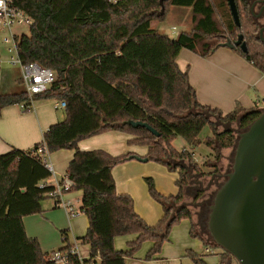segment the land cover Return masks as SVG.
I'll return each mask as SVG.
<instances>
[{"label":"trees","instance_id":"1","mask_svg":"<svg viewBox=\"0 0 264 264\" xmlns=\"http://www.w3.org/2000/svg\"><path fill=\"white\" fill-rule=\"evenodd\" d=\"M67 3L14 0L34 22L28 35L17 38L19 57L24 64L38 63L56 74L51 88L34 99L63 101L67 107L65 119L45 131L42 142L32 150L13 148L0 155V264H54L40 242L28 236L24 225L25 217L44 212L43 203L53 198L50 193L55 190L48 183L52 174L38 155L42 146L49 153L63 149L74 152L66 175L74 183L68 192L83 193L81 212L89 227L78 242L90 246V258L85 262L126 264L146 242L153 246L145 259L155 260L170 241L172 227L181 221H192L191 234L200 237L195 232L193 212L181 204L189 172L168 160H187L195 170L208 164L199 166L191 152L178 151L173 142L180 137L191 148L206 144L217 163L223 158V149L234 147L236 136L231 130L218 132L213 118L222 124L238 122L244 130L261 114L258 108L241 107L224 114L202 105L188 71L179 68L177 58L183 49L209 57L220 47L234 44L244 32L248 52L233 49L264 73V43L256 36L258 25L243 1L245 15L236 3L240 26L232 17L228 0H168L164 12L160 0H84L74 17L62 24L56 16ZM173 6L192 10V29L176 39L152 28V22L165 20ZM219 7L226 11L220 24L216 19ZM28 101L24 87L13 93L0 89V116L5 108ZM132 122L148 124L159 136L145 127L134 128ZM206 126L213 135L203 141L200 135ZM110 131L128 133L134 137L130 144L147 147L148 154L142 160L166 164L179 172L177 195L160 194L154 181L146 179L151 197L164 210L155 226L136 213L132 197L116 191L114 168L140 157H116L103 150L81 151L78 147L81 141ZM203 194L200 192V197ZM61 235L64 246L58 251L70 253L74 244L69 233L62 231ZM130 235L137 238L126 250H116L115 238ZM205 244L219 248L215 243ZM188 257L194 264H207L193 251ZM68 264H79L78 257L70 253ZM221 264H225L224 258Z\"/></svg>","mask_w":264,"mask_h":264},{"label":"crops","instance_id":"2","mask_svg":"<svg viewBox=\"0 0 264 264\" xmlns=\"http://www.w3.org/2000/svg\"><path fill=\"white\" fill-rule=\"evenodd\" d=\"M83 1L77 0L75 7L71 10L67 7L62 9L56 16L57 20L62 24L68 23L77 13ZM153 24L154 22H152V28H154ZM177 63L183 72L188 71L190 83L195 88L198 101L202 105L220 109L224 114L234 111L237 107L248 110L255 109V105L258 103V109L264 110V73L251 62L246 61L237 51L219 48L211 56L202 57L193 51L183 49L177 58ZM14 68H17V75L9 77L4 74L1 77L0 89L2 90V86L8 88L5 93L18 92L17 86L22 83L21 70L18 67ZM50 100L38 98L35 100V108L28 111L22 110L20 105L9 106L2 111L0 116V155L13 148L23 151L32 150L42 142L45 131L65 119V110H61L62 114H60L59 110L54 108V104L51 107ZM133 139L134 137L128 133L110 131L83 140L78 144V147L81 151L103 150L116 157L128 154L140 157L114 168L113 177L116 182V191L120 195L132 197L136 213L147 224L155 226L162 219L164 210L151 197L146 179L151 178L154 181L160 194L164 196L177 195L179 172H171L162 163L142 160L148 154V148L130 144ZM192 154L194 155L193 152ZM73 156L74 152L67 149L50 153L49 161L55 175L49 179V184L55 185L57 181H61L66 176ZM193 157L195 158V156ZM163 177L169 180L168 187L160 184ZM189 188L188 186L185 189V194ZM82 196V191H73L67 192L63 197L64 200L72 203L77 213L73 217L66 210L57 207L54 198H49L43 203V213L24 218L28 236L36 238L45 253L55 249L62 240L61 232L67 231L70 232L72 241L78 243V252L81 257L86 260L90 258V246L78 242V239L86 234L89 227L87 216L81 212ZM193 223H195L194 219ZM192 225L191 221V236ZM136 238V235L116 237L114 241L116 250H126L128 243ZM170 242L171 237L170 241L164 244L159 258L152 261H147L145 257L153 243L146 242L135 256L126 259V264H194L192 261H187L188 258L182 254L184 251L180 250V252L179 248L177 252L169 249Z\"/></svg>","mask_w":264,"mask_h":264},{"label":"water","instance_id":"3","mask_svg":"<svg viewBox=\"0 0 264 264\" xmlns=\"http://www.w3.org/2000/svg\"><path fill=\"white\" fill-rule=\"evenodd\" d=\"M165 1L168 0H160L162 12ZM228 4L236 25L240 26L236 0H228ZM258 38L264 43V28ZM243 40L240 35L234 44L227 46L240 47L247 53ZM131 125L145 127L159 136L148 124ZM236 133L231 170L221 175L225 180L214 193L207 231L215 245L239 264H264V110L246 129Z\"/></svg>","mask_w":264,"mask_h":264},{"label":"rangeland","instance_id":"4","mask_svg":"<svg viewBox=\"0 0 264 264\" xmlns=\"http://www.w3.org/2000/svg\"><path fill=\"white\" fill-rule=\"evenodd\" d=\"M77 0H70V3H68L64 9L67 7L69 10L73 9L76 5ZM236 3L240 9L241 14L245 15L243 12V7H242V1L241 0H236ZM63 9V10H64ZM191 9L188 7H181V6H173L170 8L166 19L163 20L162 22L159 21H154L153 27L157 29V31L161 34H166L170 38L176 39L179 34L183 31H189L192 29V22H191ZM225 14L226 11L222 8L219 7V10H217L216 13V19L218 23L220 24L224 19H225ZM256 24L258 25V33L257 37H259V31L264 24V19L263 20H255ZM264 26V25H263ZM15 32L18 35H28L30 32L29 27H15ZM239 34V33H238ZM237 34V35H238ZM241 34V33H240ZM244 35V32L242 33ZM228 36L229 34H225ZM237 40V39H236ZM221 49H232L230 46H222L220 47ZM9 48L7 45L3 43L2 36H0V81L2 75H9V77H13V75H17V68H14L10 63L9 59L11 57L9 53ZM248 61V60H246ZM1 88V85H0ZM17 89L23 90V87L21 84L17 86ZM5 90H8L6 86H2V91L6 92ZM51 102V107H53V104L55 103V100H50ZM54 109V108H53ZM55 110V109H54ZM60 114H62L61 110H59ZM213 121L216 122L217 124V131L222 132L225 130H231L234 132L235 136L237 137L236 132H241L242 129L239 127L238 122H233V123H226L222 124L218 119L213 118ZM213 133L212 130L209 126H206L201 135L200 138L201 140H206L208 137H212ZM173 146L175 149L178 151H183L184 149H187L189 152H193L195 159L194 161L199 165L203 166L205 163L208 164L207 166L202 167V170H195L194 167L191 165V163L187 160L183 161H173L171 159L168 160V162H172L173 164H177L178 166H183L186 167L189 175H190V182H189V189L186 192L184 196V200L181 203L182 206L187 207L193 212L194 215V226H195V232L206 242L208 243H214L212 239L209 237L207 229H203L200 217L203 215V211L199 209V205H201V199H200V192L206 191V198L209 196H214L215 191L217 190L218 185L224 182V178H221V175H224L228 173L231 170V161L230 159L232 158V151L233 148L231 149H223L222 150V155L223 158L221 159L220 162L215 161V156L211 154V149L206 145V144H201L200 146L196 148H191L183 138L178 137L174 142ZM208 161V162H207ZM172 164V165H173ZM167 169H170L171 172H178L177 170H172L170 167L166 164H164ZM217 169V172H215V168ZM214 178V179H213ZM214 180L213 185L207 190L208 186L210 185L211 181ZM147 183V182H146ZM160 184H162L164 187L169 186V180L167 178H162V181H160ZM51 201V200H50ZM80 206V204H78ZM200 215V217H199ZM82 216V215H81ZM89 222V221H88ZM190 228H191V221L190 220H183L180 223L174 225L171 229V242L168 244L170 245L171 250L177 252L178 248L179 251L182 250L184 251L183 256L185 258H188L187 261H192L193 260L188 257V252L193 251L196 253L198 256L202 257L208 264H221L222 258L225 259V264H239L231 255H226L224 256L220 254V251L222 249L215 248V253H212L210 255L202 256L203 251L202 247H206L207 245L204 243V241L200 237H193L190 235ZM69 239L70 243L74 244L72 241V236H70L69 232ZM187 244V245H186ZM64 246L62 240L60 244L55 247V249L50 250L49 253L58 251ZM164 248V246H163ZM187 248V249H185ZM163 251V249H162ZM219 251V252H218ZM223 251V250H222ZM181 252V251H180ZM162 253V252H161ZM181 254V253H180ZM223 255V256H222ZM194 263V262H193Z\"/></svg>","mask_w":264,"mask_h":264},{"label":"built area","instance_id":"5","mask_svg":"<svg viewBox=\"0 0 264 264\" xmlns=\"http://www.w3.org/2000/svg\"><path fill=\"white\" fill-rule=\"evenodd\" d=\"M116 2L117 0H111ZM33 19L26 14L21 8L14 5V0H0V36H2L3 43L9 48V53L11 55L9 63L13 67H18L21 70V81L22 85L29 97L27 104H21L22 110L34 109L35 108V96L47 92L56 80V74L53 70L45 68L38 63L24 64L18 54L17 38L18 35L15 32V27H29L33 26ZM1 64V61H0ZM259 103L255 105L258 108ZM67 107L66 102L56 101L54 103V108L56 110H65ZM38 155H40L41 160L46 165L48 170L52 175H55L52 165L49 161V155L46 146H42ZM44 184H42L43 186ZM55 190L50 193L51 197L56 200L57 207L66 210L71 217L75 216L77 213L70 201L64 200V195L74 187V183L71 179L67 177L62 178L61 181H57L55 185ZM203 255H210L215 253V248L206 246L202 249ZM219 252V251H218ZM71 254L76 255L79 259V264H94L93 262H85L86 259L81 257L78 252V243H74ZM70 253H63L60 251H54L49 253L48 260L54 264H68V259ZM223 251H220L222 254Z\"/></svg>","mask_w":264,"mask_h":264},{"label":"flooded vegetation","instance_id":"6","mask_svg":"<svg viewBox=\"0 0 264 264\" xmlns=\"http://www.w3.org/2000/svg\"><path fill=\"white\" fill-rule=\"evenodd\" d=\"M243 2H245L248 5V9L249 12L251 13V16L253 17L254 20H263L264 19V0H241ZM252 5H255L253 10H251ZM264 25V24H263ZM262 25L261 28H264V26ZM223 178V177H221ZM214 179V178H213ZM214 180L211 181L210 185L208 186L207 190L213 185ZM219 186V185H218ZM206 191H204V194L202 197H200L201 199V205H199V209H201V211L206 212L205 214H203L201 217L199 215V219L201 221L202 227L203 229H207V221H208V215L210 212V205L212 204V196H209L206 198L205 196Z\"/></svg>","mask_w":264,"mask_h":264}]
</instances>
